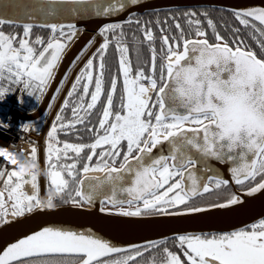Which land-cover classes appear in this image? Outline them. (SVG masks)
Returning <instances> with one entry per match:
<instances>
[{
  "label": "snow or ice",
  "instance_id": "obj_1",
  "mask_svg": "<svg viewBox=\"0 0 264 264\" xmlns=\"http://www.w3.org/2000/svg\"><path fill=\"white\" fill-rule=\"evenodd\" d=\"M138 2L0 0V26L8 24L23 28L22 35L6 34L0 30V80L23 83L25 89L43 92L54 78L53 70L61 61L67 42L75 37L74 24L44 23L39 26L50 29V37L45 41L37 36L31 41L29 37L35 25L21 22L20 13L34 21L38 15L56 16L62 6L74 5L79 7L69 9L73 14L93 9L97 15H107ZM200 15L204 21L195 18L196 12L183 13L188 18L187 23L195 26L188 33L194 37L192 39L185 38L184 28L173 17L179 35L162 36L159 54L154 46L150 48L147 74L140 67L133 76L131 61L124 55L128 51L127 46L117 45L121 52L119 74L123 77L118 103L119 76L113 75L107 90L105 88L104 54L110 41L105 38L92 54L93 57L98 56V65H94L93 58L86 60L60 105L48 137L56 139L58 130L71 132L79 130L78 126H84L83 130L91 133L94 141L90 144L64 142L62 148L54 147L52 143L47 145V176L57 195L68 189L69 180L56 169H67V175L75 180L78 175L75 170L80 164L79 174L100 171L103 176L84 175L78 181L79 187L75 189L72 202L92 204L94 196L102 194V202L113 206L137 205L134 210L121 208L115 213L122 216L183 215L242 203L240 196L233 192L221 203L207 207L188 206L194 198L214 190L209 183L203 182L204 176L197 175L198 164L204 165L203 171H211L207 167L209 158L221 163L232 162L234 166L230 171L237 185L255 181L247 187V195L264 190V7L232 10L233 18L248 31L259 52L240 35V28H232V36L226 38L216 30L207 12ZM205 22L212 29L215 43L209 42L208 32L202 29ZM115 27L118 26L106 25L101 33ZM160 30L165 31L163 28ZM144 37L153 41L150 28L145 27ZM91 43L89 40L88 45ZM5 91L7 89H0V96ZM78 92L77 99L71 100ZM98 107L97 123L92 124L91 117ZM69 108L72 117L63 122L62 113ZM85 149L88 150L87 155L82 156ZM69 150L76 157L72 164L54 162V158L57 162L61 159V153L64 158H69ZM37 151L33 147L28 154L33 164L39 159ZM20 155L23 157L24 154ZM0 157L6 161L5 167L0 168V178L6 187H10L8 199L11 200L7 205L4 192H0V225L11 222L6 219L9 209L13 217H21L31 213L35 207H54L52 196L48 197L46 205H42L39 199L35 167L27 175L16 168L9 171L8 163L16 165L17 160L6 152H0ZM117 163L119 167H116ZM257 177H260L258 181ZM206 179L214 182L215 189L229 184L228 180L218 176H207ZM29 180L36 189L33 195L21 191L22 185ZM85 184L87 192L84 191ZM180 206H184L183 211H169ZM100 210L105 211L104 208ZM177 240L181 251L172 252L164 248L160 264H264V220L229 233L180 235ZM141 247L148 252L155 243L122 249L91 232L44 227L0 250V264H32L39 257H73L79 264H134L144 255ZM125 251H134L135 255L111 261L102 259ZM44 264L50 262L44 261ZM150 264H156L154 257Z\"/></svg>",
  "mask_w": 264,
  "mask_h": 264
},
{
  "label": "water",
  "instance_id": "obj_2",
  "mask_svg": "<svg viewBox=\"0 0 264 264\" xmlns=\"http://www.w3.org/2000/svg\"><path fill=\"white\" fill-rule=\"evenodd\" d=\"M25 2H27V0H25ZM100 2L107 3V0H100ZM72 7L79 6L64 5L56 16L38 15L34 21L28 20L22 13L19 14L21 22L34 23V27H40L39 25L44 23H58L65 25L74 24L76 27L82 28V30L67 52L62 56L51 87L40 109L34 114H24L18 110H14V117L32 120L40 117L45 112L54 91L60 84L68 67L78 57L81 50L88 45V41L92 40L96 32L105 25L118 23L149 11L194 7H213L232 11L234 9L264 7V0H139L137 4H129L123 11H113L107 15H97L93 9L81 10L73 14L69 11ZM9 14H11V10ZM13 18H16V16H13ZM1 27L2 26H0V29ZM100 42L101 37H96L90 49L81 60L79 67L94 53ZM209 42L215 43L210 40ZM74 74L75 73L71 75L68 83H70ZM68 85L58 98L56 106L49 116L42 134L37 137L39 143H42L43 135L51 124L64 98V94H66ZM43 164V149L40 147L39 168L42 196H44L45 193ZM233 166L234 165L230 161L221 163L214 158H209L207 160V167L210 168L211 171H203L204 165L198 164L197 175L204 176L205 180L203 182L206 183H209L206 179L207 176H218L221 179L228 180L229 183L233 185L234 192L239 195L242 200V203L238 205L225 209L209 208L204 212L183 215L145 214L141 216H122L115 213H118L121 208L125 210H134L135 208H125L127 203L113 206L107 202H102L104 201V196L101 194L94 196V203L92 204L83 202V204L79 205L69 203L56 205L52 208H47L45 206L37 207L33 209L31 213H26L21 217H13L9 209V215L6 219L11 222L0 225V250H3L9 244L39 231L44 227L68 228L74 231H83L85 233L91 232L94 236H99L110 242V244L122 249H130V246L134 245L146 246L149 242L157 243L180 235L232 232L248 227L264 218V190L252 195H247V189H237L233 174L230 171V168ZM116 167H119V165H116ZM84 175L100 177L103 176V173L82 174L80 179H82ZM209 186L212 187L210 184ZM84 191H88L87 184L84 185ZM120 198L125 197L121 196ZM221 202L224 201L218 203ZM104 204H107L109 207H104ZM208 205L210 204H201L197 206L207 207ZM101 208H104L105 211L102 212L100 210ZM183 210L184 207L169 209L170 212H180ZM115 254L118 253L111 254L110 256Z\"/></svg>",
  "mask_w": 264,
  "mask_h": 264
},
{
  "label": "trees",
  "instance_id": "obj_3",
  "mask_svg": "<svg viewBox=\"0 0 264 264\" xmlns=\"http://www.w3.org/2000/svg\"><path fill=\"white\" fill-rule=\"evenodd\" d=\"M195 11H197V18L201 19L202 21L205 20V18L200 15L201 13L207 12L209 18H211L215 25H216V30L219 31L221 33V35H224L226 38H230L232 36V32L231 29L232 28H240V35L247 41V43L251 46V48L253 50H256L259 52V48L258 45L249 37L248 35V31L245 30L243 28V26H241L238 21H236L233 16H232V11L229 10H224V9H220V8H213V7H205V8H195ZM187 12V9L183 8V9H173V10H162V11H149L146 12L144 14H138L135 15V17L137 18L136 21L131 22V23H124L119 25L118 27H115L114 29H112L108 36L110 38H113L115 40V37H118L119 39H122L125 46L130 48V56L132 58H135V63L138 64L140 63V57H141V52L142 53H146L145 50H141V52L135 47V43L134 40L140 39L141 36V31L142 29L145 27H153L156 31V35L158 37H160L162 35V32L160 31L161 28H164L166 32H168V35L171 34V36H178L179 33L178 31L174 28V24H173V17L179 19L182 23V27L185 30V34L187 36H191L188 35L190 29L194 30L195 26H190L189 24H187L186 22V17L183 16V13ZM137 21H139V23H137ZM165 21H167V23H165ZM171 26V27H170ZM8 29L11 32H14V34L16 33H20L22 35L23 33V28L19 25H3L1 27L2 29ZM202 29L208 32V38L209 40H214L213 35H212V29L207 25V23H203L202 24ZM51 32L50 29L48 28H41V27H33L32 31H31V36H30V40L34 41L36 39L37 36L42 37L45 39V41H47V39L50 37ZM111 41L110 45L106 51V53L104 54V63H105V77H106V83H108V81H110V78L113 75H117L118 76V58L121 55V52L118 51L117 49V44L115 43V41ZM121 45H123V43H121ZM39 47V46H37ZM146 55H148V53H146ZM98 58V56L96 57V59ZM120 94H117V103H118V97ZM72 99V98H70ZM66 110V109H65ZM64 110V111H65ZM99 111H100V107H98L95 111V113L93 114V118H92V123L96 124L97 120H98V116H99ZM71 114V112H67V116H69ZM57 141H59V143H63L65 141H75L78 143H84V144H89L90 142H92L94 140V137L91 133H88L84 130H82V132L80 133V135H67V136H62L59 135L57 133ZM88 150L85 149V152L82 154V156H86L87 155ZM75 153L72 154V156L68 159H65V161H55L54 162L58 163L59 165H69L73 163V160L75 159ZM81 164L83 163V161L80 162ZM79 167L80 164H78L77 169L75 171H77L78 175L76 177L75 180L72 179V177H69L67 175V169H62V168H57L56 170L58 171H62L64 174V178L69 180V187L68 189H66V191L60 195H57L55 192V189L53 187L50 186V190L53 193V200L55 201V204L57 205H61V204H67L72 202V198L75 196V189L78 188V180L81 176V174H79ZM223 195L222 193L216 194L214 196H220ZM214 196H209L206 199L208 201H211L212 199L216 198ZM208 201L206 200H201L199 201L200 203H196V204H207ZM196 204H194L196 206Z\"/></svg>",
  "mask_w": 264,
  "mask_h": 264
},
{
  "label": "flooded vegetation",
  "instance_id": "obj_4",
  "mask_svg": "<svg viewBox=\"0 0 264 264\" xmlns=\"http://www.w3.org/2000/svg\"><path fill=\"white\" fill-rule=\"evenodd\" d=\"M144 30L145 29L143 28L142 31H141V36L142 37L140 39L134 40L133 43H135L134 44L135 47L140 52H141V50H145V52L148 53V55H146V53H142L141 52L140 63L136 64L135 63V60H134L135 58H132L130 56V48L129 47H127V49H128L127 53L124 54V55H126L127 59H129L131 61L132 75L133 76L135 75V72H136L137 68H140V67H142L144 69V71H145L146 74L149 72V69H150V60H151L150 48L152 46H154L157 49V52L159 54V50L162 47V36H164V35L171 36V34L168 35V32L163 31L162 32V35L160 37H158L156 35L155 29H153V31H152L153 41L150 42V41H148V40L145 39V37H144ZM110 31H108L106 34L108 35ZM99 36H102L101 33L99 34ZM107 38L109 39L110 42L114 40L113 38H110L109 36H107ZM114 41H115V43L117 45L118 44L121 45V43H123V45H124V43H125V42H123L122 39H119L118 37H115V40ZM93 42H94V40H93ZM109 45H110V43H109ZM98 47H99V45H98ZM89 48L90 47L88 45V49ZM89 58H93L94 65H98L99 58L96 59V57H93L92 55ZM81 59L82 58H79L78 64L80 63V60ZM76 61H75V63H76ZM84 63L77 69V71L75 72V74L72 76V78L70 80V83H68V81H69V79H70V77H71V75L73 74V71H74L73 70L72 72H70V69L72 68V66L70 67V69L68 71L65 72V73H67V78H65V73H64V75H63V77L61 79V81H64V82L61 83V85L59 84V86L57 88L61 92H59V91L58 92L57 91L55 92V94H54L55 99H53V100H56V101H55V105L52 106V109H53V107L56 106L58 97L61 95V93L63 92V90H65L66 86L69 84L68 85V89L66 91V94H64V98L67 96V92L71 88V84L74 81L75 76L79 73V69L84 66ZM78 64H77V66H78ZM159 64H160V60H159V57H158V59H157V68H159ZM72 65H74V64H72ZM158 74H159V72H157V75ZM118 76H119V81H118V84H117V94H120V91H121V88H122L123 77H122V75L119 74V58H118ZM105 81H106V77H105ZM146 86H148V85H146ZM107 87H108V83L105 84L106 90H107ZM78 95H79V92L76 95H74L71 100H76ZM64 98L62 99L61 104L63 103ZM67 112H71L70 111V108L69 109H66L65 111H63V113H62V116L64 117V121L63 122H67V120L71 119V117H72V114H70L69 116L65 115V114H67ZM92 118H93V116L91 117V120H92ZM92 124H94V123H92ZM88 126H91V125H88ZM83 128H84V126H78V129L79 130H77V131L67 132V130H65V131H59L58 130L57 133L59 135H62V136H67V135H80V133L82 132ZM66 132H67V134H66ZM65 142L78 143V142H75V141H65ZM92 142H90V143H92ZM82 144H84V143H82ZM97 151L99 152L100 150L97 149ZM94 162L95 161H93V163ZM116 165H119V163H117ZM259 179H260V177H257V181ZM254 183H255V181H246L244 186L237 185L236 183H235V185H236L237 189L243 190V189H247L248 186H250V185H252ZM209 184L213 187L214 190L211 193L204 194L202 196H198V197L194 198L190 202V204L188 205L189 207L190 206H193L196 203H200L199 201H201V200L208 201L209 199L207 200L206 198L209 197L210 195L211 196H214L216 194L222 193L223 195L214 196L216 198V200L215 199H212L211 201H208L207 204L218 203L220 201H224L229 195H231L234 192V188H233V185L231 183H229L226 186H222L219 189H215L214 182H209ZM81 204H83V202ZM53 205H57V204H55V201L54 200H53ZM196 205H200V204H196ZM136 206H137L136 204H132V205H128L127 204V205H125V208H129L130 209V208H135ZM104 207H109V206L107 204H104ZM261 220H264V218L261 219ZM258 223H259V221L255 222L253 224H258ZM253 224H251V225H253ZM251 225H249V226H251ZM248 227H245V229L248 228ZM223 233H229V232H218V233H211V234H223ZM195 235H197V234H195ZM177 237L170 238V239L163 240V241H160V242L155 243V247H152L148 252H144V248L141 247L140 248V251L144 252V255L141 256V257H139V258H137V260L134 262V264H150V261H151V259L153 257L156 260V264H160V261L163 259V255H164L163 254V249L164 248H168L172 252H179V251H181L179 249ZM127 255H135V252L134 251H125V252H122V253H118V254H115V255H112V256L105 257V258H103V260L111 261V260H116V259H122L123 257H125ZM44 261H49L50 264H79L78 259L73 258V257H64V258H61V257H39V258H35L34 261L32 262V264H44Z\"/></svg>",
  "mask_w": 264,
  "mask_h": 264
},
{
  "label": "built area",
  "instance_id": "obj_5",
  "mask_svg": "<svg viewBox=\"0 0 264 264\" xmlns=\"http://www.w3.org/2000/svg\"><path fill=\"white\" fill-rule=\"evenodd\" d=\"M26 79V78H25ZM49 85V84H48ZM46 86L43 92L34 88L25 89L23 83H11L7 79L0 80V89H7L3 96H0V152L11 153L12 158L17 160L16 165L8 163V170L16 168L26 174L34 167L33 162L28 158L33 147L39 150L41 144L38 142L37 137L42 133L43 125L40 126V119L36 120H25L22 118L14 117L13 111L18 110L25 114H31L36 111L41 100L43 99L44 93L48 87ZM32 93L31 95L29 93ZM7 107V109H5ZM27 125L28 127H24ZM42 146L46 149V138L42 141ZM23 153V157H21ZM38 155V151H37ZM6 161L3 157H0V168H4ZM38 173V171H37ZM22 185L21 191L27 195H33L36 193V189L32 187V183ZM4 180L0 178V192L4 188ZM39 199L42 203H47L48 197H41L40 187ZM8 193L5 200H8Z\"/></svg>",
  "mask_w": 264,
  "mask_h": 264
},
{
  "label": "bare ground",
  "instance_id": "obj_6",
  "mask_svg": "<svg viewBox=\"0 0 264 264\" xmlns=\"http://www.w3.org/2000/svg\"><path fill=\"white\" fill-rule=\"evenodd\" d=\"M81 30H82V28H77L76 27V32H75V37L74 38H76V37H78L79 35H80V33H81ZM101 33V31L99 30V31H97L96 32V34H95V36H94V39H95V37H98L99 36V34ZM101 35H102V33H101ZM94 39H92V42H93V40ZM71 44H72V40L70 41V42H67V48L65 49V51H64V54L67 52V50L70 48V46H71ZM91 44H93V43H91ZM89 47H91L90 45H89ZM90 49V48H89ZM88 46L87 47H85L84 49H82L81 50V52L79 53V55H78V57L79 58H82L83 59V57L85 56V54L88 52ZM87 51V52H86ZM63 54V55H64ZM81 59V60H82ZM77 60V58L74 60V61H76ZM81 60H80V62H81ZM61 62V61H60ZM60 62H59V64H58V66H57V68H55L54 70H53V72H56V70L58 69V67H59V65H60ZM78 62H79V59L76 61V63H72V64H74V65H70L69 67H68V70L70 69V67L72 66V68L70 69V72H72L73 70V73H75V71L77 70V68L79 67V64H78ZM77 64H78V66H77ZM64 66V65H63ZM76 67V68H75ZM75 68V69H74ZM67 70V71H68ZM66 80V79H65ZM60 85H61V83H60ZM62 87V86H61ZM58 88V87H57ZM56 88V89H57ZM55 92H56V90L54 91V93H53V95H52V97H51V99H50V102L48 103V106H47V109H46V111L44 112V114H43V116L41 117V119L44 121V122H46V120L49 118L48 116H50L51 115V113H52V111H53V109H52V106H54L55 105V101L56 100H53V97H54V94H55ZM59 92H61V91H59ZM47 93V92H46ZM41 106V105H40ZM40 106H39V108H40ZM38 108V109H39ZM54 108V107H53ZM52 109V110H51ZM49 111H50V114H49ZM45 118H47V119H45ZM46 156H47V153L45 154ZM101 172L100 171H90V172H88V173H86V174H100ZM27 184L28 185H30L31 186V184L29 183V182H27ZM46 196L47 197H49L50 196V194H49V192L47 191L46 192Z\"/></svg>",
  "mask_w": 264,
  "mask_h": 264
},
{
  "label": "rangeland",
  "instance_id": "obj_7",
  "mask_svg": "<svg viewBox=\"0 0 264 264\" xmlns=\"http://www.w3.org/2000/svg\"><path fill=\"white\" fill-rule=\"evenodd\" d=\"M6 34H14V32H11L10 30H8V29H2ZM65 31H67V29H65ZM29 39H30V37H29ZM74 39V38H73ZM72 39V40H73ZM52 110V109H51ZM49 114H50V111H49ZM49 117V116H48ZM45 119H47V118H45ZM51 127H52V125L50 126V129H51ZM50 131V130H49ZM49 143H52L53 144V146L54 147H63V144L62 143H57V137H56V139H52V140H50L49 139V137H48V144ZM72 154H74L71 150H69L68 151V157L70 158L71 156H72ZM55 159V158H54ZM65 159H68V158H64L63 157V154L61 153V159L59 160V161H65ZM47 160V159H46ZM47 162V161H46ZM7 189L9 190L10 188L9 187H7ZM52 196V195H51ZM10 203H11V200L9 201Z\"/></svg>",
  "mask_w": 264,
  "mask_h": 264
}]
</instances>
